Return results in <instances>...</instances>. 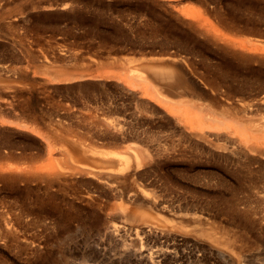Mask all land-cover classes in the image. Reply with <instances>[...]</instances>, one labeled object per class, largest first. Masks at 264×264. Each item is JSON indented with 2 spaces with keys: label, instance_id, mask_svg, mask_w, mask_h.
<instances>
[{
  "label": "rangeland",
  "instance_id": "374dc122",
  "mask_svg": "<svg viewBox=\"0 0 264 264\" xmlns=\"http://www.w3.org/2000/svg\"><path fill=\"white\" fill-rule=\"evenodd\" d=\"M157 254L264 264V0H0V264Z\"/></svg>",
  "mask_w": 264,
  "mask_h": 264
},
{
  "label": "bare ground",
  "instance_id": "6f19581e",
  "mask_svg": "<svg viewBox=\"0 0 264 264\" xmlns=\"http://www.w3.org/2000/svg\"><path fill=\"white\" fill-rule=\"evenodd\" d=\"M109 154H112V152H109ZM123 158V157H122ZM122 160V159H121ZM121 160H120V162H121ZM128 159L126 158V157H124L123 158V162H125V163H128V164H130L129 162H126ZM136 161V160H135ZM138 163H140V161L138 162ZM138 163H136V167L138 166ZM120 164H122V163H120ZM124 164V163H123ZM131 165V164H130ZM140 165V164H139ZM118 168H120V167H118ZM110 169H112V168H110ZM124 169V168H123ZM108 171V170H107ZM111 171V170H110ZM120 171V170H119ZM119 171H117V173H119ZM124 171V170H123ZM99 172V171H98ZM109 172V171H108ZM122 172V171H121ZM112 174H113V172H111ZM108 174V175H112V174ZM115 174H117L116 172H114ZM50 180V179H49ZM48 180V181H49ZM114 228H115V226H114ZM7 234H5V236H6ZM4 236V237H5ZM208 236H210V235H208ZM13 237V236H12ZM11 237V238H12ZM15 237V236H14ZM7 238V237H6ZM210 238H213V237H210ZM8 240H11V239H9V238H7ZM208 239H209V237H208ZM221 239H222V237H221ZM223 242V241H222ZM224 243H225V241H224ZM227 243H225V245H226ZM230 244H231V242H230ZM230 244H228V246L230 245ZM90 254H93V253H90ZM138 254V253H137ZM156 254V253H155ZM140 255H141V257H139V260H140V258H145L147 261H151V259L153 258H151L150 259V257H148V256H145V255H142L141 253H140ZM139 255V256H140ZM164 255V254H163ZM183 255V254H182ZM185 255V254H184ZM89 256V255H88ZM91 256V255H90ZM98 256H99V254H98ZM101 256V255H100ZM134 255H132V257H133ZM168 256H171V255H168ZM96 257V256H95ZM159 260H161V264H162V261L165 259H167L166 257H165V255L164 256H162V254H157V256H156ZM181 257V256H180ZM188 257V256H187ZM90 258V257H89ZM91 258H93V256L91 257ZM135 258V262H137L138 263V258L137 257H134ZM137 258V259H136ZM163 258V259H162ZM64 259V258H63ZM88 259V258H87ZM103 259V258H102ZM155 259V258H154ZM171 259H173V257L171 258ZM175 259V258H174ZM173 259V260H174ZM179 259V258H178ZM187 259V258H186ZM89 260V259H88ZM88 260H87V262H88ZM137 260V261H136ZM143 259H141V261H142ZM134 261V260H133ZM170 261V260H169ZM184 261V260H183ZM62 262H64V261H62ZM146 262V261H145ZM152 262V261H151ZM65 263H66V261H65ZM89 263V262H88ZM88 263H85V264H88ZM144 263V262H143ZM155 263V262H154ZM165 263V262H164ZM90 264V263H89ZM136 264V263H135ZM153 264V263H152ZM241 264V263H240Z\"/></svg>",
  "mask_w": 264,
  "mask_h": 264
}]
</instances>
